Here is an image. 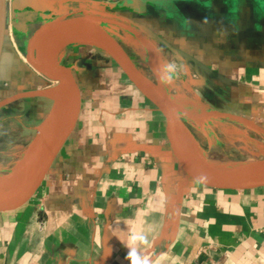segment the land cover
Wrapping results in <instances>:
<instances>
[{"label":"crops","instance_id":"1","mask_svg":"<svg viewBox=\"0 0 264 264\" xmlns=\"http://www.w3.org/2000/svg\"><path fill=\"white\" fill-rule=\"evenodd\" d=\"M12 1L2 82L13 72L18 83L19 71L31 84L47 81L23 56L43 22L118 20L147 39L104 23L152 77L176 66L162 85L199 154L215 166L264 159V0H39L43 11ZM61 60L80 88V113L34 196L0 213V264H129L134 232L146 237L133 247L149 264H264V186L216 189L189 179L160 115L108 55L72 44ZM51 106L24 98L0 108V177L23 163Z\"/></svg>","mask_w":264,"mask_h":264},{"label":"water","instance_id":"2","mask_svg":"<svg viewBox=\"0 0 264 264\" xmlns=\"http://www.w3.org/2000/svg\"><path fill=\"white\" fill-rule=\"evenodd\" d=\"M11 5L14 8L20 5L34 11L44 10L39 0H13ZM8 7V0H0V61ZM104 23L123 26L142 40H147L130 25L93 14L49 19L28 38L24 60L49 84L20 89L0 97V108L24 98L48 99L52 106L37 126L23 163L0 177V213L19 208L34 196L74 130L81 108V92L70 67L61 60V51L72 44H89L103 51L146 97L160 115L172 153L189 179L197 182V178L206 176L207 181L199 184L216 189L244 190L264 186V159L234 166H215L193 148L191 132L180 113L182 109L166 92L158 73L154 71L155 77H150Z\"/></svg>","mask_w":264,"mask_h":264},{"label":"rangeland","instance_id":"3","mask_svg":"<svg viewBox=\"0 0 264 264\" xmlns=\"http://www.w3.org/2000/svg\"><path fill=\"white\" fill-rule=\"evenodd\" d=\"M23 56H24V54H23ZM107 56V55H106ZM145 71L147 72V74L150 76V77H152L151 76V73L148 71V70H146L145 69ZM19 77L18 78H20L19 80V82L17 83L16 82V78H15V75H14V73L12 72V77H10V81L8 80L7 82H2L3 81V77H4V72L0 69V97H3V96H5L6 94H9V93H12V92H14V91H17V90H20V89H29V88H31L33 85H35V83H30V82H26L25 81V79L24 78H26V76L27 77H29L30 75H29V73L27 72V71H25V72H21V71H19ZM25 76V77H24ZM152 78H154V77H152ZM27 79V78H26ZM48 81H42V82H40L39 83V85L37 84V85H35L36 87H42L43 85H46V84H48L47 83ZM23 101H20L18 104H17V108H18V110L19 111H21V110H23V104L24 103H22ZM14 118H10V119H7L5 122L6 123H8L9 121L11 122V121H13L14 122ZM28 122H24L23 124H22V126H24L25 124H27ZM15 129V128H14ZM16 129H18V128H16ZM12 130H13V128H12ZM19 130V129H18ZM19 133H21L20 132V130L19 131H17V132H12L11 133V137H17V136H19L20 134Z\"/></svg>","mask_w":264,"mask_h":264},{"label":"clouds","instance_id":"4","mask_svg":"<svg viewBox=\"0 0 264 264\" xmlns=\"http://www.w3.org/2000/svg\"><path fill=\"white\" fill-rule=\"evenodd\" d=\"M175 67L176 66L174 64H168L165 66V71L169 73V75L160 77L162 83L170 84L172 82L170 74L175 70ZM206 181V176H200L199 178H197L198 183H205ZM137 241L145 242L146 237L142 233L138 234L136 232L131 235L129 240V250L126 259L129 261V264H149V260L138 255L136 248L133 247V245H135Z\"/></svg>","mask_w":264,"mask_h":264},{"label":"trees","instance_id":"5","mask_svg":"<svg viewBox=\"0 0 264 264\" xmlns=\"http://www.w3.org/2000/svg\"><path fill=\"white\" fill-rule=\"evenodd\" d=\"M10 94V93H9ZM7 95V94H6Z\"/></svg>","mask_w":264,"mask_h":264}]
</instances>
